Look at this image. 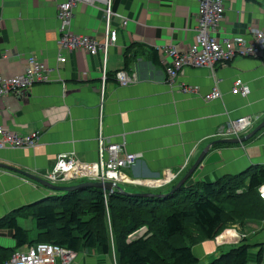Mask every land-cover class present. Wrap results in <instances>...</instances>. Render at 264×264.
<instances>
[{
	"label": "crops",
	"instance_id": "obj_1",
	"mask_svg": "<svg viewBox=\"0 0 264 264\" xmlns=\"http://www.w3.org/2000/svg\"><path fill=\"white\" fill-rule=\"evenodd\" d=\"M60 1L0 0V74L22 72L28 55L48 69L47 81L31 84L21 95L0 96L4 127L22 135L37 132L33 147L0 149V216L54 192L18 171L39 177L58 154L92 163L98 132L104 140L122 142L125 151L137 154L134 163L121 171L129 180L121 184L138 189L127 190L121 184L120 188L160 193L177 182L206 145L221 139L218 130L226 122L250 114L264 118V48L258 56L236 57L214 66L212 72L183 66L177 81L196 86L197 93L179 92L165 81L157 48L171 44L182 51L191 44L195 0H112L113 10L126 21L122 27L118 17L110 22L116 37L106 53L103 77L99 54L59 49L55 14ZM72 10L70 29L100 41L102 5L79 2ZM223 10L215 31L218 38L247 37L249 28L264 29V0H223ZM126 48H131L132 56L124 55ZM117 70L135 74L136 81L118 85L113 77ZM234 79L247 87L245 95L231 94ZM213 85L220 98L203 100L200 95ZM254 165H264V126L242 142L212 144L184 185L211 183ZM77 182L68 178L64 184ZM17 220L29 223L28 218ZM0 236L11 239L7 230ZM242 236H248L252 245L262 244L264 252V215L223 228L212 239L191 246V252L197 261L211 260ZM256 249L249 250V264H255ZM77 256L83 260L72 264H109L102 254ZM262 261L263 254L259 264Z\"/></svg>",
	"mask_w": 264,
	"mask_h": 264
},
{
	"label": "trees",
	"instance_id": "obj_2",
	"mask_svg": "<svg viewBox=\"0 0 264 264\" xmlns=\"http://www.w3.org/2000/svg\"><path fill=\"white\" fill-rule=\"evenodd\" d=\"M126 53L133 54L131 48ZM151 59H157L155 50ZM263 183L264 165H254L211 183H183L164 197L128 196L96 187L54 191L0 216V231L7 230L14 241L11 247L0 246V264L15 248L37 242L77 254L113 253L114 264H197L191 246L212 239L231 224L264 215L257 196ZM20 217L29 219L32 237L18 222ZM141 227H145L141 235H131ZM246 242L242 237L206 264H246L254 246V261L259 264L262 244Z\"/></svg>",
	"mask_w": 264,
	"mask_h": 264
},
{
	"label": "built area",
	"instance_id": "obj_3",
	"mask_svg": "<svg viewBox=\"0 0 264 264\" xmlns=\"http://www.w3.org/2000/svg\"><path fill=\"white\" fill-rule=\"evenodd\" d=\"M196 19L193 26L194 36L191 44L180 51L168 44L157 48L162 64L164 79L168 85L182 93H197L196 86L177 81L183 66L207 68L212 72L214 66L223 65L236 57H255L264 48V29L249 28L248 36L236 35L218 38L215 35L219 22L223 19V0H195ZM102 5L103 31L100 41L89 35L75 33L70 29L73 6L76 3ZM57 40L59 49L71 51L84 50L87 54H99L102 62L101 75H104V60L106 53L114 44L116 29L111 26L114 17L120 19L119 26L125 24V18L112 8V0H61L57 4ZM63 61L64 58H59ZM264 67V64H263ZM46 65L34 55L26 57V66L20 73L10 76L0 74V96L7 94H23L35 82L48 80ZM118 85H127L136 81L133 73L127 74L117 70L113 74ZM231 94L245 95L248 90L240 79L232 82ZM203 100L220 98V91L213 85L211 89L200 95ZM260 120L259 114L239 116L229 120L218 131V137L238 138ZM37 140V132L20 134L10 130L0 123V149L33 147ZM137 158V154L127 152L122 142H108L100 132L96 136V159L92 163L76 161L67 154H58L50 168L39 175L51 184L65 185L68 178L78 181L91 180L99 182L119 183L129 182L121 172L129 168ZM168 174L166 180H168ZM165 180V181H166ZM257 196L264 204V186L257 189ZM77 253L55 244L37 242L28 246L15 248L3 264H71Z\"/></svg>",
	"mask_w": 264,
	"mask_h": 264
},
{
	"label": "water",
	"instance_id": "obj_4",
	"mask_svg": "<svg viewBox=\"0 0 264 264\" xmlns=\"http://www.w3.org/2000/svg\"><path fill=\"white\" fill-rule=\"evenodd\" d=\"M264 126V118H262L258 124L253 127V129H251L249 132L244 133L243 135L239 136L238 138L236 137H232V138H221L218 140H215L213 142H210V144L206 145L197 155V157L195 158V160L193 161V163L189 166V168L186 170V172L177 180V182L166 192H160V193H151V192H128L123 190L122 188H120L118 185L116 184H112L111 182H99V181H91V180H84V181H80L77 182L75 184H69V185H59V184H51L45 180H43L42 178H39L33 174L30 173H26V172H21L18 170L17 173L29 178L30 180L40 184L41 186L53 190V191H62V192H67V191H71V190H75V189H79V188H83V187H96V188H100L105 192H111L113 190L121 193V194H125L128 196H138V197H164L170 193H172L173 191H175L178 187H180V185H182L186 179L191 175V173L193 172V170L200 164L202 158L204 157V155L206 154L208 148L214 144V143H237V142H242L245 139H247L249 136H251L252 134H254L257 130H259L261 127Z\"/></svg>",
	"mask_w": 264,
	"mask_h": 264
},
{
	"label": "rangeland",
	"instance_id": "obj_5",
	"mask_svg": "<svg viewBox=\"0 0 264 264\" xmlns=\"http://www.w3.org/2000/svg\"><path fill=\"white\" fill-rule=\"evenodd\" d=\"M121 183H119L118 185H120ZM121 186L122 187H124L125 189H138V187H134V186H128L127 184H121ZM22 226L23 227H25V229L26 228H29L30 227V224L27 222V221H24L23 223H22ZM142 228H144V230L143 231H141V229ZM145 231V227H141V228H139V229H137L136 231H134L131 235L132 236H139V235H141L143 232ZM221 232V231H220ZM219 232V233H220ZM33 233H34V231H33V229H30V230H27V235H28V237H32L33 236ZM218 233V234H219ZM130 235V236H131ZM244 235H246V234H244ZM130 236H129V238H130ZM242 237H244L245 238V236H242ZM247 238L248 239H246L245 238V240L247 241L246 243H249V237L247 236ZM241 239V238H240ZM14 244V241L12 240V239H10V238H6V237H3V236H0V245H2V246H5V245H10V246H12ZM250 244V243H249ZM249 250H251V249H249ZM84 254L85 252H81V253H78V254ZM218 255V254H217ZM249 255H250V253H248L247 254V264H249L250 263V261H251V259H250V257H249ZM106 257V262H109V264H114V256H113V253H111V255L109 256V255H106L105 256ZM80 259V260H83V258H80V257H78L77 255H76V258L74 259V261L72 262V263H74L77 259ZM210 258L211 257H207V258H205V259H203V260H199L198 261V263L197 264H206V263H208V261L210 260ZM262 262H264V252H263V261ZM71 263V264H72Z\"/></svg>",
	"mask_w": 264,
	"mask_h": 264
},
{
	"label": "clouds",
	"instance_id": "obj_6",
	"mask_svg": "<svg viewBox=\"0 0 264 264\" xmlns=\"http://www.w3.org/2000/svg\"><path fill=\"white\" fill-rule=\"evenodd\" d=\"M80 182V181H79Z\"/></svg>",
	"mask_w": 264,
	"mask_h": 264
}]
</instances>
